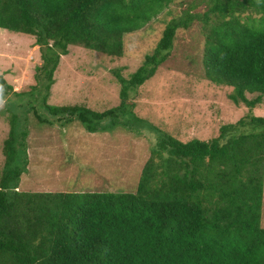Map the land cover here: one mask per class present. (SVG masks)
Segmentation results:
<instances>
[{
	"label": "trees",
	"instance_id": "obj_1",
	"mask_svg": "<svg viewBox=\"0 0 264 264\" xmlns=\"http://www.w3.org/2000/svg\"><path fill=\"white\" fill-rule=\"evenodd\" d=\"M172 1L0 0V28L33 36L40 59L24 91H13L0 75V97L11 92L22 103L17 110L31 109L40 122L48 117L34 106L59 120L75 118L88 132L140 122L128 91L166 60L177 28L206 21L209 13L217 22L204 34V75L230 87L228 98L247 108L209 139L182 142L160 134L134 192L18 191L27 132L25 117L11 112L1 145L0 264H264V116L252 113L264 96V0H204L200 14L189 5L164 24L133 72L112 71L119 101L111 108L46 103L68 45L120 57L123 35ZM245 12L259 14V24L240 21Z\"/></svg>",
	"mask_w": 264,
	"mask_h": 264
},
{
	"label": "rangeland",
	"instance_id": "obj_2",
	"mask_svg": "<svg viewBox=\"0 0 264 264\" xmlns=\"http://www.w3.org/2000/svg\"><path fill=\"white\" fill-rule=\"evenodd\" d=\"M189 5L190 12L199 14L207 8L204 0H173L139 30L123 35L120 57L68 45L67 53L59 56L46 103L82 105L96 112L117 105L119 84L112 71L117 69L123 77L133 72L155 45L164 24L181 16ZM215 17L209 13L206 21L197 18L188 27L177 28L166 60L151 77L128 91L132 112L141 120L123 117L130 121V128L118 124L88 132L75 118L59 120L34 106L48 117L40 122L31 109L25 113L17 110L22 103L15 101L11 92L0 97V168L10 113L25 117L26 158L16 189L134 192L140 169L160 134L182 142L205 140L215 137L220 125L244 115L247 108L242 103L234 104L227 96L231 88L212 83L204 75V34L217 22ZM258 19L259 14H240V21L259 24ZM33 39L0 28V75L13 91H24L34 83L33 68L40 59ZM252 113L264 116V96ZM262 185L260 226L264 228V172Z\"/></svg>",
	"mask_w": 264,
	"mask_h": 264
}]
</instances>
